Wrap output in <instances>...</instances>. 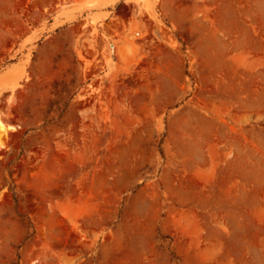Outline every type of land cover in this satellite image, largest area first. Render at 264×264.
<instances>
[{"label": "rangeland", "instance_id": "obj_1", "mask_svg": "<svg viewBox=\"0 0 264 264\" xmlns=\"http://www.w3.org/2000/svg\"><path fill=\"white\" fill-rule=\"evenodd\" d=\"M15 1L0 264H264V0Z\"/></svg>", "mask_w": 264, "mask_h": 264}, {"label": "bare ground", "instance_id": "obj_2", "mask_svg": "<svg viewBox=\"0 0 264 264\" xmlns=\"http://www.w3.org/2000/svg\"><path fill=\"white\" fill-rule=\"evenodd\" d=\"M14 1V3L15 4H17V2L15 1V0H13ZM20 1V0H19ZM18 1V2H19ZM45 1L46 0H35L33 3H34V5L36 6V7H38V11H36V13H34L33 15H35L37 18H39L40 16H42L43 14H42V9H41V5L43 4V3H45ZM165 5L167 6V7H169L170 9H172L173 10V16L176 18V17H180V15H185V14H187V12H188V8L185 6V7H181V5H180V3H177V2H175V0H167V2H165ZM46 9V7L44 8V10ZM147 9H149V8H147ZM42 10V11H41ZM149 11V13L151 14V15H154L153 14V12L149 9L148 10ZM44 12V11H43ZM17 13V12H16ZM18 15H19V13H18ZM0 18H1V14H0ZM4 20L6 21V22H10V21H12L14 24H15V27L16 28H19V30H21L22 28H23V26H22V24H21V20H19V18L16 16V15H12V17L11 18H4ZM86 23H87V21L86 22H84L83 24H82V26H85L86 25ZM138 25L139 26H143V27H145L146 28V24H139L138 23ZM15 28V29H16ZM171 38V37H170ZM172 39V38H171ZM171 43H172V45L173 46H175L176 45V41L175 40H171L170 41ZM159 48V46H157V49ZM76 51H77V53H78V55H79V57H82V58H84V60H85V62H87V64L89 63V59H87L83 54H82V52H81V49L79 48V47H77V49H76ZM159 61L160 62H156L155 63V67H154V70H159V69H161L162 68V66L163 65H166V63L169 61V57L168 56H162L161 58H159ZM152 62H149V64H151ZM147 78V77H146ZM149 87H150V85H149V83H148V86H147V90L148 91H150L149 90ZM26 97L28 96V94H26L25 95ZM21 97V96H20ZM24 97V96H23ZM22 98V97H21ZM9 99H11V100H9V101H11V102H13L14 103V101H15V97H14V95L13 96H11ZM16 102V101H15ZM10 106H11V104H10ZM7 117H10L11 116V111H10V108L8 109V112L5 114ZM15 129V126L13 125V124H8V125H5V123L2 121V119L0 118V149H2V148H7L8 147V144H13V142H14V139H15V134H12V133H10V131L11 130H14ZM63 156V152H62V149H61V147H59L58 149H56L55 151H50V150H47V152L45 153V155H44V159H45V161H48V162H58V161H60V158ZM55 177H53V176H51V175H49L48 173L46 174V175H44V177H43V179H44V181L46 182V183H48L49 185H52V186H54V185H56L55 184V179H54ZM79 187H81V189H79V191L77 192V193H79L80 194V192L82 191L83 192V190L86 188V185H85V183H81V184H79ZM89 187H90V189H89V191H91V189L93 188V185L92 184H90L89 185ZM85 193V192H84ZM83 194V193H82Z\"/></svg>", "mask_w": 264, "mask_h": 264}]
</instances>
